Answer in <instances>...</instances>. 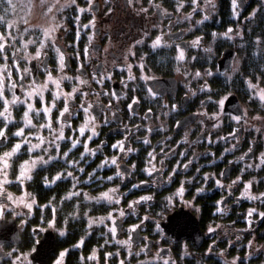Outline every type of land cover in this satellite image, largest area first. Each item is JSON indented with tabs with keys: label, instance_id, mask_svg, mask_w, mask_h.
Segmentation results:
<instances>
[{
	"label": "flooded vegetation",
	"instance_id": "1",
	"mask_svg": "<svg viewBox=\"0 0 264 264\" xmlns=\"http://www.w3.org/2000/svg\"><path fill=\"white\" fill-rule=\"evenodd\" d=\"M19 6L23 17L11 16V28L0 25V43L7 46L0 68L10 66L14 81L31 68L25 84L33 77L45 81L47 72L71 77L60 90L80 92L68 100L72 115L65 137H79L96 151L85 153L83 143L72 148L65 139L57 141L58 151L22 150L9 161L8 179L14 181L23 161L56 157L38 165L23 186L6 185L17 203L22 196L35 203L28 209L0 197L6 205L0 264H264V217L258 215L264 213V0H237L235 10L232 0H20ZM157 36L162 42L153 48ZM42 41L47 55L20 58L34 56ZM180 49L183 60L176 59ZM16 93L23 98L19 87ZM51 102L46 92L45 103ZM33 103L41 107L38 99ZM82 103L91 105L89 117ZM64 106L61 97L50 114L57 131V109ZM24 110L13 109L18 123L9 125L0 154L19 142L12 133L23 127ZM91 117L97 135L87 140L90 131L79 136L73 130ZM33 123L39 128L44 115ZM35 133L25 129L32 143L39 142ZM39 134L52 139L47 129ZM118 142L123 151L113 147ZM113 157L117 165L110 163ZM111 189L119 203L97 202ZM21 254L27 259L17 260Z\"/></svg>",
	"mask_w": 264,
	"mask_h": 264
},
{
	"label": "snow or ice",
	"instance_id": "2",
	"mask_svg": "<svg viewBox=\"0 0 264 264\" xmlns=\"http://www.w3.org/2000/svg\"><path fill=\"white\" fill-rule=\"evenodd\" d=\"M58 2V0H57ZM76 0H70L71 5H75ZM193 4L197 3V0H192ZM0 5H6L5 7H0V11L4 13H8L10 9H15L16 5L13 3V0H0ZM232 5L233 9L235 10V7L237 5V0H232ZM69 4H65L62 7H68ZM183 5H180L182 7ZM55 5L52 7L48 8L49 12L53 11V8ZM60 9H57L59 11ZM79 11L83 12L85 9H79ZM193 11H196L194 8ZM207 18V17H205ZM7 24L8 28H11L13 25L11 23H7L5 15H0V25ZM85 27H88L87 25ZM229 33L232 32V29L228 30ZM44 37L46 40L51 39V35L49 30H44ZM10 35V34H9ZM215 35V34H214ZM227 35V33L225 34ZM3 34H0V40H3ZM91 39V38H90ZM199 39V38H198ZM197 41H193V45L195 46L198 43ZM162 38L160 36H157L156 39L152 43L153 48H157L161 45ZM28 43H36L35 40L28 41ZM27 45H25V48ZM179 47V46H177ZM45 48V43L42 41L40 42L39 49L35 52L34 56L31 57H20L25 60L28 59H33V60H40L42 55H47L46 52H42V50ZM7 50V46L5 43H0V58L7 59V56L5 55V52ZM57 53H60V49L56 48L55 49ZM18 52H14L13 58H14V63L16 59L18 58ZM177 60H183L184 59V51L183 49H180L178 52V55L176 57ZM59 66L60 69L63 70L65 67L64 64V56L61 53L59 56ZM142 67V65H141ZM131 71V66H129V72ZM212 73L209 72L208 75H211ZM197 76L200 75L199 72L196 73ZM30 76H32V69L31 68H24L23 69V74L19 75L18 81L12 80V73H11V67L8 65L3 66L0 68V145H3L6 141L10 139V137L7 135L9 125L16 126L17 121L14 119L12 112L13 109L18 107L19 105H24L25 110L23 112V116L21 118V121L19 123L23 124V127H18V130L12 133V137L20 138L19 142L15 143L10 151H5L2 154H0V177H3V179H0V197L5 198L7 200L12 201L13 203H17V200L14 199L13 195L11 193L7 192L6 185L9 184H17L19 186H23L25 180H30L32 178L31 173L33 170L37 168L38 165H47L50 161L56 159V157H53L51 155L48 156L47 159L44 158V156H39L37 158H31L29 160L23 161L22 164L19 165V173L16 175L15 180H9L8 175H9V169L13 167L12 164L9 163L10 160H14L19 157L20 153L22 150H24L26 153L31 154L37 149H42L44 152H48L49 147H54L57 151L59 150V143L57 141H62L65 139H69L72 143V148L77 147L78 144L83 143V146L85 148V153L95 155L96 150H91L88 148L86 142H82L79 140V137L73 139L72 137H65L64 134V128L66 126L71 127V125L68 123L69 117L72 115V112L68 106V100L71 99L74 94L77 92H80V89L77 87H73L71 93H63L61 89V83L64 80H69L71 81L72 78L68 76H61L59 78H53L51 72H47L46 79L45 81L41 82L36 78H32L31 82L28 84L23 83L26 79H28ZM7 77L8 83H5V78ZM130 79H133L134 77H129ZM80 84H86V80H80L79 77L76 78ZM50 85L54 86L55 90H53ZM19 87L21 92L24 93L23 98L20 95H17L16 89ZM249 87L255 89V85H252L249 82ZM149 93L152 95H155L153 90L151 88L148 89ZM8 92L11 94V99H9L5 93ZM50 92L52 95V102L51 105L49 106L48 104L45 103V93ZM61 97L64 98L65 101V106L63 110L57 109L59 111V116L57 117V123L59 124V130L57 131L56 128L53 127L51 119H50V114L53 110V108H56V101L60 100ZM39 100L41 103V107L39 109L35 108L33 101ZM259 99L261 101H264V90H261L259 93ZM135 102V101H134ZM221 104H223V100L220 101ZM91 105H87L86 103L81 104V109L84 112L86 117H89V108ZM131 108V105H129ZM41 114L44 115L45 117V123H42L39 125V128H37V125L33 123V117L39 119L41 117ZM234 119L239 120L240 117H234ZM95 118L91 117L90 119H86L84 124L80 126L78 129H74V132H78L79 136H84L87 131L91 132V135L87 136V140H92L94 136L97 135V132L95 130ZM91 125V127H89ZM29 130V136L33 135V129L36 130L35 136L36 139L39 141L38 143H32L31 139L29 136H25V129ZM39 129H47L49 133L52 135V139H47L43 135L39 134ZM259 131V129H258ZM147 143V141H145ZM27 146L26 148L24 146ZM114 148H122V142H118L117 144L113 145ZM72 148H69L68 152L63 153V157H68L69 152L72 151ZM128 151H132V149H128ZM149 156H152L151 153H149ZM84 158V153L81 154V159ZM261 162L264 163V154H262ZM69 164H75L78 163L77 161H68ZM105 163H108V161H105ZM112 165H117V158L113 157L110 161ZM104 165L102 164L101 167ZM80 171H83V169H80ZM155 171V169H153ZM151 174V172H149ZM63 174L57 175L52 183H54L56 180L61 179ZM117 176H120L121 173L118 171L116 173ZM67 176H72V172H68ZM113 177L109 176L108 180H112ZM219 184V181H217ZM235 183V182H234ZM136 187V186H134ZM247 187V186H246ZM183 189H180V192H182ZM115 189H111L108 192L102 193L99 197L95 198L97 202L104 200L107 201L108 203H119L118 200H114V196L111 193H114ZM27 195H31L30 193ZM72 195H79V193H72ZM250 199H257V197H249ZM35 203V199L32 198L31 203H27L24 200V197L19 198V202L17 203V206H20L21 204L23 207L31 209L32 205ZM6 205L0 204V216L3 215L4 210H5ZM129 207H132V205H129ZM255 210H250L248 215L251 216L252 213ZM119 215L123 217L125 215L124 211L121 210L119 212ZM261 217H264V213H258ZM109 219H111V214L109 215ZM94 221H90L89 224H91ZM100 223H103V218L100 219ZM51 223L49 224V227H51ZM109 231L113 234V236L116 233V226L115 222L113 221V226L109 229ZM209 231H212V229H209ZM63 235V233H61ZM38 243V241H37ZM117 243L120 244H127L128 241H117ZM2 247V245H0ZM36 249L33 248L32 251L34 252ZM15 251V250H14ZM11 255V254H9ZM61 256L64 255V253L60 254ZM111 255V254H108ZM95 257H89L88 259H94ZM17 260H24L27 259L24 257L22 254L18 255ZM13 264H16L15 261H13ZM57 264H59V261H57ZM164 264H168L167 261L164 262Z\"/></svg>",
	"mask_w": 264,
	"mask_h": 264
},
{
	"label": "rangeland",
	"instance_id": "3",
	"mask_svg": "<svg viewBox=\"0 0 264 264\" xmlns=\"http://www.w3.org/2000/svg\"><path fill=\"white\" fill-rule=\"evenodd\" d=\"M13 3L16 5L15 9H10L8 13H4L2 11H0V15H5L6 21L7 23H11V21L13 20L11 16L16 17L18 19H21L22 14H20V0H13ZM6 5H0V7H5Z\"/></svg>",
	"mask_w": 264,
	"mask_h": 264
}]
</instances>
